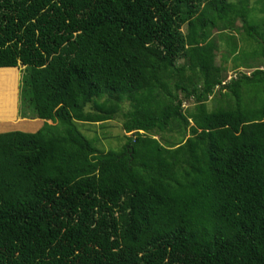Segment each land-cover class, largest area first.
I'll return each instance as SVG.
<instances>
[{"label":"trees","instance_id":"16d2710c","mask_svg":"<svg viewBox=\"0 0 264 264\" xmlns=\"http://www.w3.org/2000/svg\"><path fill=\"white\" fill-rule=\"evenodd\" d=\"M238 22L253 44L230 54L251 74L224 84L213 32ZM20 66L23 116L45 124L0 134V264H264L248 0H0V73ZM119 116L120 152L78 127Z\"/></svg>","mask_w":264,"mask_h":264},{"label":"rangeland","instance_id":"374dc122","mask_svg":"<svg viewBox=\"0 0 264 264\" xmlns=\"http://www.w3.org/2000/svg\"><path fill=\"white\" fill-rule=\"evenodd\" d=\"M248 6L250 7L251 16L253 20L262 24L264 20V12H263V1L262 0H248ZM241 23H237L238 29L234 30H215L213 32V41L217 44L216 50V61L218 66L222 67L223 70V80L224 84L228 83L231 79L239 77L240 73L250 75L251 71L245 68H236L237 63H242V60L234 61V56L230 54L232 48L231 46L235 43L237 44L241 50L250 51V44H253L250 39L246 38V34H244V30L241 28ZM186 33V28L183 29ZM252 66H261L259 62H252ZM1 70V69H0ZM19 79L18 85L21 83L22 71L24 67H18ZM17 87V77L12 72H3L0 73V103H8L10 102L9 96L12 99L16 94L15 90ZM218 89V88H217ZM20 92V87H19ZM219 94L217 93L216 97ZM219 98V97H218ZM21 101V99H20ZM11 104V103H10ZM184 107L188 108L192 106V102H185ZM214 99H210L209 106H214ZM13 105V104H11ZM25 106L21 102V110H24ZM130 108L129 104H124L125 111ZM4 110V104H1V110ZM29 117L33 116L32 108H27L25 111ZM78 127L81 132L90 140H93L96 146L102 151L109 152H120L124 145L126 144L125 132L123 130V119L122 117H117L116 119L106 122L104 124H85L78 123ZM33 128V127H32ZM29 127H19L17 129L14 128H5L4 132H12L15 130L29 132L32 130Z\"/></svg>","mask_w":264,"mask_h":264},{"label":"crops","instance_id":"0c3cea01","mask_svg":"<svg viewBox=\"0 0 264 264\" xmlns=\"http://www.w3.org/2000/svg\"><path fill=\"white\" fill-rule=\"evenodd\" d=\"M5 69H13V68H5ZM15 72H16V77H17V95H16L15 106L12 110L0 111V134L7 133V132H4L5 130H3L5 128L17 129L21 126L29 127V128L33 127L32 130L27 133H36L44 126L45 121L38 119L35 116L29 117L28 114H27V117L23 116L24 113H23V110H21V101H20V92H19L20 84L18 85L19 72L18 70ZM15 131H19V130H15Z\"/></svg>","mask_w":264,"mask_h":264}]
</instances>
